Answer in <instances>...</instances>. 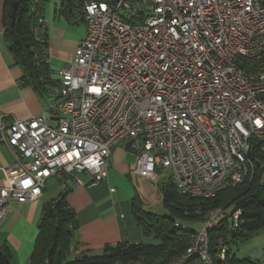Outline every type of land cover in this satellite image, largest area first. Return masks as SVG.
I'll list each match as a JSON object with an SVG mask.
<instances>
[{
  "label": "built area",
  "instance_id": "built-area-1",
  "mask_svg": "<svg viewBox=\"0 0 264 264\" xmlns=\"http://www.w3.org/2000/svg\"><path fill=\"white\" fill-rule=\"evenodd\" d=\"M81 9L86 35L49 90L60 99L56 126L43 115L0 125L20 166L14 176L2 169L0 221L11 202L39 199L51 177L60 194L102 183L116 146L134 157L136 175H164L187 197L250 182L257 167L264 182L255 156H264V67L241 68L264 56V0H87ZM45 30L38 18L36 42ZM217 214L168 264H212L206 227Z\"/></svg>",
  "mask_w": 264,
  "mask_h": 264
},
{
  "label": "trees",
  "instance_id": "trees-1",
  "mask_svg": "<svg viewBox=\"0 0 264 264\" xmlns=\"http://www.w3.org/2000/svg\"><path fill=\"white\" fill-rule=\"evenodd\" d=\"M3 33L10 52L22 67L26 81L40 87V79L46 73L43 50L47 45L46 31L43 41L36 42L33 27L38 18H43L42 7L46 0H3ZM87 0H61L60 12L67 16L78 12L82 15V4ZM82 17V16H81ZM264 67V56L244 60L241 68L248 73ZM264 162V156L255 152ZM261 170L257 167L252 181L227 189L211 198H192L177 192L170 181L162 185V205L165 215L144 211L135 197L132 213L141 227L146 241L139 243H118L106 246L98 256H72L74 212L65 201L67 194H60L42 207L37 225V237L29 264H115L141 261L144 264H168L177 259L189 247L196 231L182 227L188 223H204L209 211L219 210L217 224L206 227L208 252L212 264H223L218 258L219 245H235L248 240L253 234L264 231V182L260 180ZM240 211L235 226L232 215ZM175 224L179 225L176 227ZM154 238L157 243L147 239ZM11 254L4 246L0 248V264H10ZM227 264H254L226 254ZM187 264H204L199 258Z\"/></svg>",
  "mask_w": 264,
  "mask_h": 264
},
{
  "label": "crops",
  "instance_id": "crops-1",
  "mask_svg": "<svg viewBox=\"0 0 264 264\" xmlns=\"http://www.w3.org/2000/svg\"><path fill=\"white\" fill-rule=\"evenodd\" d=\"M3 4L4 1L0 0V125L6 126L14 120L43 115L50 126H56L57 115L53 110L58 106L60 99L49 90L59 85L56 71L73 61L77 43L86 35V26L81 20L82 15H80V24L84 27V34L75 37L71 35L68 25L61 27L56 21L52 22V12L56 14V9H50L46 16L44 3L42 10L43 17L47 21V45L42 52V61L46 65V73L43 74L39 81L40 87L37 88L24 78L25 73L10 52L4 38ZM61 15L66 16L63 13ZM67 18L70 19V16ZM16 158V151L0 142V185L6 184L2 169L6 170L10 176L20 172ZM133 162L134 157L131 154L116 146L112 148L108 159L105 181L95 187L72 190L66 195L65 201L75 214L71 253L73 257L81 254L98 256L102 254L106 246L146 241L132 213V203L137 196L130 199L117 193L115 188L114 192H109V189L113 188L111 183L115 177L125 175L139 177L134 173ZM81 178L87 179L86 175H82ZM51 180H54L57 188L53 196L46 191V186ZM57 186V179L51 177L46 181L39 199L13 201L9 204L5 216L0 221V248L4 246L9 250L10 264L30 263L42 207L58 196ZM255 234L248 240L235 245L225 246L220 243L217 258L223 264H227L226 254L230 250L231 257L248 260L254 264H264V239L262 237V240L255 244L256 239H252ZM252 240L253 243L248 245L247 243Z\"/></svg>",
  "mask_w": 264,
  "mask_h": 264
},
{
  "label": "rangeland",
  "instance_id": "rangeland-1",
  "mask_svg": "<svg viewBox=\"0 0 264 264\" xmlns=\"http://www.w3.org/2000/svg\"><path fill=\"white\" fill-rule=\"evenodd\" d=\"M60 4H61V0H46L45 1L46 16L48 15L47 13L50 12V9L53 8L56 9L57 10L56 14L52 12V16H51L52 22L56 21V23H58V26L61 27L62 26L64 27V25H68L71 35L75 37L82 36L84 34V27L82 26V24H80L81 14L76 12L70 16V19H68L67 15L66 16L61 15L62 12H60ZM48 21H49V17H48ZM164 174H166V172ZM165 181H166V177L164 175H162L160 179L157 181H149V180L141 179L136 176L133 177L131 175L130 176L125 175L121 177H115L111 185L113 188L117 190V193H119L120 195L126 196L130 199L133 196L134 197L137 196L138 197L137 200L139 201L140 204L139 206L144 211L154 213L157 215H165L167 214V210L162 205V196H163L162 185ZM46 187H47L46 191L51 196H53V194L54 195L56 194L57 188L54 180H51ZM219 212L220 211L218 210V213ZM221 217L222 215L221 216L219 215L217 219ZM186 226L191 227L196 232H199L203 228V223L202 222L188 223V224H184L182 227L186 228ZM177 227H179V225ZM256 237H260V238L258 239ZM261 238L264 239V231H259L252 237V239H256L254 241L255 244H258L260 240H262ZM147 240L150 241L151 243L158 242V240L154 238ZM250 243H253V240L252 242H249L247 244L249 245Z\"/></svg>",
  "mask_w": 264,
  "mask_h": 264
}]
</instances>
